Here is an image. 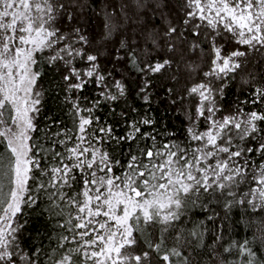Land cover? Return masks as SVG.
Wrapping results in <instances>:
<instances>
[{
	"label": "snow or ice",
	"instance_id": "snow-or-ice-1",
	"mask_svg": "<svg viewBox=\"0 0 264 264\" xmlns=\"http://www.w3.org/2000/svg\"><path fill=\"white\" fill-rule=\"evenodd\" d=\"M0 264H264V0H0Z\"/></svg>",
	"mask_w": 264,
	"mask_h": 264
},
{
	"label": "trees",
	"instance_id": "trees-1",
	"mask_svg": "<svg viewBox=\"0 0 264 264\" xmlns=\"http://www.w3.org/2000/svg\"><path fill=\"white\" fill-rule=\"evenodd\" d=\"M237 231L239 232L240 231V229H237ZM243 234V233H242Z\"/></svg>",
	"mask_w": 264,
	"mask_h": 264
}]
</instances>
